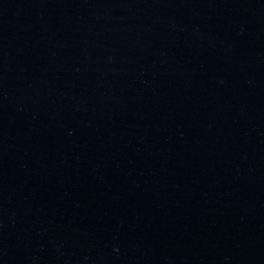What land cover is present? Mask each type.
Here are the masks:
<instances>
[{"label": "water", "instance_id": "1", "mask_svg": "<svg viewBox=\"0 0 264 264\" xmlns=\"http://www.w3.org/2000/svg\"><path fill=\"white\" fill-rule=\"evenodd\" d=\"M0 264H264V0H0Z\"/></svg>", "mask_w": 264, "mask_h": 264}]
</instances>
